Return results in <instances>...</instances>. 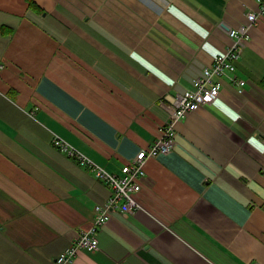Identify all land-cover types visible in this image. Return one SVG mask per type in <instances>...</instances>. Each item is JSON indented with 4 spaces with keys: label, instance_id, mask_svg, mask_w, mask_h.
Here are the masks:
<instances>
[{
    "label": "crops",
    "instance_id": "1",
    "mask_svg": "<svg viewBox=\"0 0 264 264\" xmlns=\"http://www.w3.org/2000/svg\"><path fill=\"white\" fill-rule=\"evenodd\" d=\"M33 1L0 0V264H57L113 194L97 171L121 177L158 140L258 8ZM232 76L242 91L226 76L176 124L174 150L146 162L141 208L112 215L74 264H264V17Z\"/></svg>",
    "mask_w": 264,
    "mask_h": 264
},
{
    "label": "built area",
    "instance_id": "2",
    "mask_svg": "<svg viewBox=\"0 0 264 264\" xmlns=\"http://www.w3.org/2000/svg\"><path fill=\"white\" fill-rule=\"evenodd\" d=\"M257 3V10L246 14L247 22L245 24H242L238 29L229 30L228 33L233 43L227 51L219 54L213 65L204 70L203 75L195 81L193 89L176 99L158 140L147 150L139 152L132 158L130 163L122 168L121 177L108 173L104 169L97 171V176L113 187V194L105 203L96 206V217L93 226L84 231L73 242V245L58 257L57 264H74L76 255L80 250L91 252L98 250L99 229L107 223L112 215L117 212L128 214L141 208L136 196L142 191V182L146 178V162L152 157L170 153L174 150L176 124L184 120L190 113L214 103L221 92V79L229 76L238 86L239 92L242 91L245 82L234 78L232 74L237 69L236 62L251 39L252 30L258 24V21L264 17V0H257ZM54 144L64 151L68 150L67 144L60 139H55Z\"/></svg>",
    "mask_w": 264,
    "mask_h": 264
},
{
    "label": "trees",
    "instance_id": "3",
    "mask_svg": "<svg viewBox=\"0 0 264 264\" xmlns=\"http://www.w3.org/2000/svg\"><path fill=\"white\" fill-rule=\"evenodd\" d=\"M29 3L31 6H34V1L33 0H29ZM260 83L262 85V87L264 88V77L260 80Z\"/></svg>",
    "mask_w": 264,
    "mask_h": 264
},
{
    "label": "rangeland",
    "instance_id": "4",
    "mask_svg": "<svg viewBox=\"0 0 264 264\" xmlns=\"http://www.w3.org/2000/svg\"><path fill=\"white\" fill-rule=\"evenodd\" d=\"M258 22H259V21H258ZM241 56H242V55H241ZM241 56H240V58L238 59V61L236 62V66H237V63L240 61ZM201 108H202V107H201ZM201 108H200V109H201ZM198 110H199V109H198ZM198 110H197V111H198ZM56 139H57V138H56ZM72 245H73V243H72L68 248H70ZM68 248H67V249H68ZM67 249H65V250H67ZM65 250H64V251H65ZM81 251H85V250H80L79 252H81ZM79 252H78V253H79ZM78 253H77V255H76V258H77V256H78Z\"/></svg>",
    "mask_w": 264,
    "mask_h": 264
},
{
    "label": "bare ground",
    "instance_id": "5",
    "mask_svg": "<svg viewBox=\"0 0 264 264\" xmlns=\"http://www.w3.org/2000/svg\"><path fill=\"white\" fill-rule=\"evenodd\" d=\"M220 95V94H219ZM219 97V96H218ZM218 97L214 100V102L218 99ZM141 152V151H140ZM134 158V157H133Z\"/></svg>",
    "mask_w": 264,
    "mask_h": 264
}]
</instances>
